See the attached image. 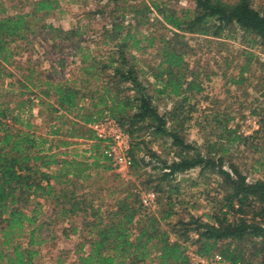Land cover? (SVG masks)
I'll use <instances>...</instances> for the list:
<instances>
[{
	"label": "trees",
	"instance_id": "trees-1",
	"mask_svg": "<svg viewBox=\"0 0 264 264\" xmlns=\"http://www.w3.org/2000/svg\"><path fill=\"white\" fill-rule=\"evenodd\" d=\"M60 1L0 0V264H33L50 223L41 217V200L53 203L58 218L82 217L79 230L69 227L79 241L67 264H192L190 245L206 259L218 254L231 264H264V180H248L226 159L232 146L248 140L259 150L252 141L264 130V75L257 94L262 107L250 110L259 118L253 134L231 127L230 111L207 105L199 110L211 130L201 128L200 144L186 138L191 121L202 124L194 117L197 103L209 98L186 61L189 36L223 39L238 32L264 44V11L251 0H190L192 8L179 9L171 4L179 0H95L85 16L99 23L88 33L86 25L63 29L47 22ZM47 38L53 46L56 39L69 42L79 55L72 78L55 80L58 71L28 60L23 68L15 59L20 43ZM146 48L155 49V60L143 69L133 52ZM244 54L232 84L244 82L255 57ZM57 63L63 67V59ZM104 113L129 136L130 170L137 179L144 174L141 185L157 193L155 213L144 211L128 184L111 206L78 193L93 169L112 168L87 126ZM77 139L88 141L89 155L61 150ZM152 143L170 156H160ZM194 169L217 178L211 209L171 221L180 202L176 177Z\"/></svg>",
	"mask_w": 264,
	"mask_h": 264
},
{
	"label": "rangeland",
	"instance_id": "rangeland-1",
	"mask_svg": "<svg viewBox=\"0 0 264 264\" xmlns=\"http://www.w3.org/2000/svg\"><path fill=\"white\" fill-rule=\"evenodd\" d=\"M251 1L256 8H260L262 12L264 11V0ZM171 4L176 9L193 7V3L190 0L171 1ZM94 5L95 0H61L59 9L47 22H51L55 27L63 29H70L76 25H86V31L92 33L97 28L99 21L96 18L85 16V12L93 9ZM85 37H87V34ZM189 37L191 51L186 56V61L189 67L199 74L198 80L201 81L204 89L203 97L209 98L197 103V111L194 117H197L202 124L200 127L196 126L193 121L188 124L187 140L200 144L203 137L201 128L206 127L208 132L211 130L209 125L201 118L203 117L201 110L207 105L210 106V109L216 108L230 111L235 116V119L230 122V126L236 128L238 133L242 135L253 134L259 128V118L253 116L250 110L262 107V100L257 97V94L261 84L260 77L264 75V71H262L264 44L244 41L242 34L238 32L234 33V38L205 40L197 36ZM37 40L33 42V45L29 46H24L23 43L19 44V54H16L15 59L20 63L21 67L26 68L28 60L36 67L38 66L50 73L56 70L58 74L54 76L55 80L62 77L72 78L76 74L79 55L74 54V49L69 46V42H60L59 39H56V45L53 46L50 38H47L46 42ZM87 40L90 39L88 38ZM87 40L83 41L82 45H89L90 50L93 51L94 44ZM244 51H250L255 57L252 58L249 70L243 74V77H245L244 82L242 84H232L231 79L238 78V71L244 63ZM133 53L139 59L138 65L143 69L147 63H152L155 60V49L153 48H146L143 52ZM58 59H63L62 68L58 66ZM213 99H216L214 104H212ZM208 101L209 104H206ZM164 102L162 100L159 105L160 111L166 107ZM34 113L36 115L35 121L41 123V117L37 116V108L34 109ZM263 133L264 130L257 133L258 135L254 134V140L252 141L258 144L259 150L255 151L253 145L251 146V140H248L246 144L240 143L232 146L226 157L246 175L248 180L256 178L264 180ZM150 147L160 153L162 157L170 156L167 154L166 149L158 147L154 143L150 144ZM61 150L66 151L70 156L73 153L87 156L89 155L88 141L77 139L75 144ZM145 161L151 160L146 157ZM258 162L261 165H258ZM152 164H155L154 160L151 161ZM130 166L120 171L113 168L109 170L93 169L90 178L82 182L83 188L78 189V193L81 190L86 191L96 203H101L103 206H111L115 197L120 194L127 184L139 195V198L141 192L153 190L141 185L146 176L143 174L137 179L130 170ZM213 179H217L216 176L208 173L199 175L196 169L178 175L175 181L180 189L178 198L180 202H177L173 207L175 213L171 221L177 218H186L188 213L202 215L210 211V199L214 196V191L217 189V184L213 182ZM41 201L43 203L41 217L45 221H50V223L48 230L43 232L44 242L35 247L37 254L33 258V264H67L74 258L73 248L79 241L78 232L73 234L69 227L71 224H75L78 227L77 230H79L82 217L76 215L68 219L58 218L55 214L57 209L53 208V203L45 200ZM142 208L145 212L155 213L158 206L155 203L151 207L142 206ZM63 228L66 229L65 233L62 231ZM192 249L193 246L190 245L187 251L190 262L199 264L191 255ZM147 264H157V262L152 259Z\"/></svg>",
	"mask_w": 264,
	"mask_h": 264
},
{
	"label": "built area",
	"instance_id": "built-area-1",
	"mask_svg": "<svg viewBox=\"0 0 264 264\" xmlns=\"http://www.w3.org/2000/svg\"><path fill=\"white\" fill-rule=\"evenodd\" d=\"M87 126L93 131L95 137L102 142L103 153L107 156L113 169L120 171L131 165L129 136L113 117L104 113L98 119L89 122ZM155 200L156 193L153 190L141 192L140 202L142 206L151 207L155 205ZM191 255L199 264H231L218 254L210 259L201 257L194 251Z\"/></svg>",
	"mask_w": 264,
	"mask_h": 264
}]
</instances>
